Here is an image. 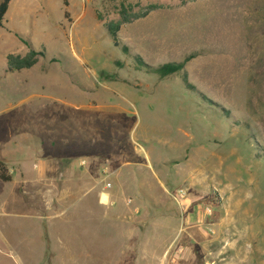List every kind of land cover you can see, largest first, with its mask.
<instances>
[{"label":"rangeland","instance_id":"obj_1","mask_svg":"<svg viewBox=\"0 0 264 264\" xmlns=\"http://www.w3.org/2000/svg\"><path fill=\"white\" fill-rule=\"evenodd\" d=\"M0 161V264H264V0H13Z\"/></svg>","mask_w":264,"mask_h":264},{"label":"trees","instance_id":"obj_2","mask_svg":"<svg viewBox=\"0 0 264 264\" xmlns=\"http://www.w3.org/2000/svg\"><path fill=\"white\" fill-rule=\"evenodd\" d=\"M13 0H3L0 4V25L9 10L10 4ZM66 4V3H65ZM161 8V5L157 4H150L147 6L140 7L139 5H135L132 3H120L119 6H116L117 14L119 16L118 21H110L106 24L107 30L113 40V43L116 47L120 46L118 33L124 24L132 23L140 18L146 17L150 12ZM28 46V45H27ZM122 50L124 52H128V48L122 46ZM44 54L39 51H35L31 49L26 55H14L9 54L7 56V62L9 65L10 72H20L24 69H31L34 67L38 62L40 57ZM136 63L147 67L150 72L158 75L160 78L170 77L176 74L183 72L187 62L190 60L186 58L182 62L179 63H167L158 67H149L143 64L140 59H136ZM0 180L2 182H10L11 176L9 175L8 168L6 164L0 161Z\"/></svg>","mask_w":264,"mask_h":264},{"label":"crops","instance_id":"obj_3","mask_svg":"<svg viewBox=\"0 0 264 264\" xmlns=\"http://www.w3.org/2000/svg\"><path fill=\"white\" fill-rule=\"evenodd\" d=\"M2 161H5V159H1ZM44 168H43V170H42V173H39V175L38 174H36V178H38L40 181H45V179L47 180V175H46V170H45V166H43ZM44 170H45V172H44ZM10 175V174H9ZM11 176V175H10ZM2 181L0 180V183H1ZM14 182V179H12V177H11V181L10 182H2V183H7L9 186H10V184H12ZM9 186H6V187H9ZM99 199H101L102 200V203L101 204H104V205H106V204H108V199H109V197H108V195H106L104 192H100V194H99ZM46 198L47 197H45V199H44V201L46 200ZM46 202H47V204L49 203L48 202V200H46ZM55 203V201L53 200L52 202H51V204H49L48 206L49 207H53L52 205ZM44 205V204H43ZM4 245H6L7 247H8V250L6 249V248H3V249H1V247H0V256H1V258H3V259H7V260H12V258L8 255V253H14L13 251H14V249L13 248H11L13 245L10 243V242H8V243H5ZM3 247H5V246H3Z\"/></svg>","mask_w":264,"mask_h":264}]
</instances>
